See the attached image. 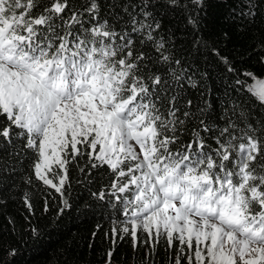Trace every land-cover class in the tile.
<instances>
[{"label": "snow or ice", "instance_id": "obj_1", "mask_svg": "<svg viewBox=\"0 0 264 264\" xmlns=\"http://www.w3.org/2000/svg\"><path fill=\"white\" fill-rule=\"evenodd\" d=\"M151 7L114 3L111 20L98 0H0V144L19 141L13 155L34 157L24 182L59 194L58 215L71 207L72 167L104 172L109 183L93 195L116 214L107 235L131 238L133 249L143 242L146 260L163 241L170 264H264V120L233 107L224 127L199 119L182 143L195 118L185 78L195 81L171 67L181 62L155 38L162 25ZM245 76L255 82L235 84L264 106V79ZM22 199L31 211L30 194Z\"/></svg>", "mask_w": 264, "mask_h": 264}, {"label": "trees", "instance_id": "obj_2", "mask_svg": "<svg viewBox=\"0 0 264 264\" xmlns=\"http://www.w3.org/2000/svg\"><path fill=\"white\" fill-rule=\"evenodd\" d=\"M70 2L79 6L85 0ZM98 2L101 18L114 20L113 12L120 9L113 8V4H126L129 0ZM131 2L140 4V0ZM179 4L169 7L166 0H152L149 10L162 25L155 38H163L166 54L181 62H173L171 67L177 73L185 71L195 81V87H191L185 78L184 98L193 101L191 111L195 118L186 123L188 133L181 135V142L191 138V129L199 119L224 127L231 116L225 110L233 107L237 108L236 117L244 112L254 125L264 120V106L235 84L238 79L249 84L246 73L264 76V0H201L199 4L179 0ZM189 17L197 20L196 25L188 23ZM124 19L127 17L120 23ZM144 50L155 57L150 48ZM221 57H226L227 63ZM228 65L234 71L229 72ZM154 71L167 72V66ZM205 107L208 111L202 116L197 109ZM13 151L20 152L19 141L15 149L0 144V167L7 165L0 171V264H105L110 249L114 251L111 264H170L174 253L163 241L152 258L146 260L148 249L143 242L133 249L131 238L118 239L115 244L109 238L116 214L106 200L93 195L109 183L104 172L82 173L72 167L65 193L71 207L58 215L59 194L45 189L34 177L32 185L24 182L31 174L34 157H17ZM25 192L31 196V211L22 199ZM45 200L49 204L47 211ZM31 229L38 230L35 237ZM12 249L15 255H10Z\"/></svg>", "mask_w": 264, "mask_h": 264}, {"label": "rangeland", "instance_id": "obj_3", "mask_svg": "<svg viewBox=\"0 0 264 264\" xmlns=\"http://www.w3.org/2000/svg\"><path fill=\"white\" fill-rule=\"evenodd\" d=\"M256 79H264V76H261V77H256ZM255 81H253L251 78H250V82H249V84H252V83H254Z\"/></svg>", "mask_w": 264, "mask_h": 264}]
</instances>
